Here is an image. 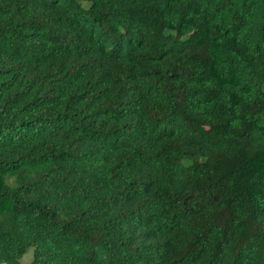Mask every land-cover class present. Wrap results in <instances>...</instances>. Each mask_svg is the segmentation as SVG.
Wrapping results in <instances>:
<instances>
[{
  "label": "trees",
  "instance_id": "trees-1",
  "mask_svg": "<svg viewBox=\"0 0 264 264\" xmlns=\"http://www.w3.org/2000/svg\"><path fill=\"white\" fill-rule=\"evenodd\" d=\"M264 264V0H0V264Z\"/></svg>",
  "mask_w": 264,
  "mask_h": 264
},
{
  "label": "rangeland",
  "instance_id": "rangeland-1",
  "mask_svg": "<svg viewBox=\"0 0 264 264\" xmlns=\"http://www.w3.org/2000/svg\"><path fill=\"white\" fill-rule=\"evenodd\" d=\"M31 259V248H28L26 252L22 255L20 262L21 264H27Z\"/></svg>",
  "mask_w": 264,
  "mask_h": 264
}]
</instances>
